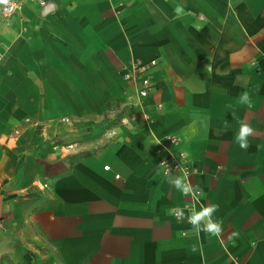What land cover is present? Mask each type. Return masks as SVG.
Listing matches in <instances>:
<instances>
[{"label": "crops", "instance_id": "obj_1", "mask_svg": "<svg viewBox=\"0 0 264 264\" xmlns=\"http://www.w3.org/2000/svg\"><path fill=\"white\" fill-rule=\"evenodd\" d=\"M150 59L133 121L124 67ZM201 204L219 236L168 215ZM0 264H264V0H0Z\"/></svg>", "mask_w": 264, "mask_h": 264}, {"label": "clouds", "instance_id": "obj_2", "mask_svg": "<svg viewBox=\"0 0 264 264\" xmlns=\"http://www.w3.org/2000/svg\"><path fill=\"white\" fill-rule=\"evenodd\" d=\"M177 17L181 16L184 12L182 7H177L175 10ZM197 31H200L201 28L197 27ZM207 71H211L210 65L206 66ZM241 104L246 105L249 109L252 108V102L247 92L243 93L239 97ZM239 129L234 136L235 142L239 145L241 149L246 150L249 147L248 138L254 132V129L245 121H238ZM228 125H225L227 129ZM161 141L157 140L156 144H160ZM181 163L176 167L180 168ZM157 167L161 170L164 177L167 178V181L172 187L179 191L185 197H191L193 200H198L199 196L202 195V189L198 186H193L191 181L188 179L189 173L186 170H182V175L173 176L172 168L167 161H161ZM218 205H204L201 204L199 209L194 205L188 207L187 209L183 207H173L168 209V215L174 216L178 221L187 222L191 225L193 232L196 235H199L200 232L207 233L211 236H219L222 233L223 221L214 219V214L218 211ZM193 251L196 249L193 247Z\"/></svg>", "mask_w": 264, "mask_h": 264}, {"label": "built area", "instance_id": "obj_3", "mask_svg": "<svg viewBox=\"0 0 264 264\" xmlns=\"http://www.w3.org/2000/svg\"><path fill=\"white\" fill-rule=\"evenodd\" d=\"M1 9L4 14L10 15L15 11L16 6L14 3H7L3 5ZM156 62L157 61L155 59H150L148 61H130L124 67L123 77L128 82L135 85L138 100L136 107L139 108L129 116L130 120L135 121L138 117H140L145 122L151 120L150 114L142 109L141 100L148 95L152 83L149 71L156 65ZM163 140L165 147L173 145L177 141L176 137L173 135H165ZM187 160L188 159L183 152L170 151L159 159L158 164L161 161H167L172 168V172L183 174L182 170H186L188 173H190V167L187 163ZM180 163V168H176Z\"/></svg>", "mask_w": 264, "mask_h": 264}]
</instances>
